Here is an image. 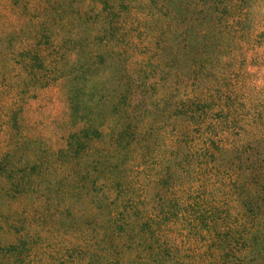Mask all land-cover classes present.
<instances>
[{"label":"trees","instance_id":"trees-1","mask_svg":"<svg viewBox=\"0 0 264 264\" xmlns=\"http://www.w3.org/2000/svg\"><path fill=\"white\" fill-rule=\"evenodd\" d=\"M95 1L101 39L128 48L145 14L167 15V73L136 63L111 86L94 72L79 86L84 56L80 42L71 45L78 86L66 96L60 152L76 160L74 208L63 210L75 263L264 264V85L255 84L264 0ZM54 3L0 0V95L11 62L43 86L66 76L57 64L64 47L47 26ZM35 15L40 25L31 27ZM7 28L20 36L16 46L1 37ZM98 55L84 58L90 72Z\"/></svg>","mask_w":264,"mask_h":264},{"label":"rangeland","instance_id":"rangeland-1","mask_svg":"<svg viewBox=\"0 0 264 264\" xmlns=\"http://www.w3.org/2000/svg\"><path fill=\"white\" fill-rule=\"evenodd\" d=\"M89 1L55 0L48 17V30L59 35V45L64 47V57L57 62L66 72L62 82L50 80L46 86L43 81L30 82L25 67L18 62H11L8 70V88L0 95L4 102L2 108L0 105L2 264H76L72 252L73 220L63 212L74 208L68 188L76 160L69 153L60 152L66 148L63 134L70 130L66 96L71 90L77 93L78 85L89 84L93 72L99 84L111 86L114 77L136 63L142 71L150 68V63L157 66L161 79L167 73V15L151 18V14L143 13L147 24L141 34L134 35V47L128 48L125 41L101 39L103 24L91 14ZM36 16L29 20L31 27L40 25L41 19ZM157 22L159 27H155ZM9 31L3 29L1 37L16 46L20 36ZM76 41L86 60L90 51H99L100 55L91 72L85 66L89 61L82 59L83 68L76 73L78 85L72 88L68 62L74 54L71 45ZM120 48L124 49L122 54ZM258 72L255 84L264 85V62ZM28 86L32 87L26 89ZM10 243L15 245L12 252L6 247ZM85 263L83 258L81 264Z\"/></svg>","mask_w":264,"mask_h":264}]
</instances>
